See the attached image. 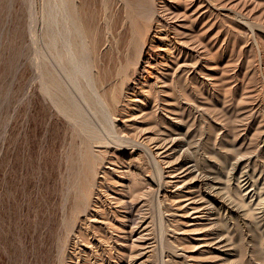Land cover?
I'll use <instances>...</instances> for the list:
<instances>
[{
	"label": "rangeland",
	"instance_id": "obj_1",
	"mask_svg": "<svg viewBox=\"0 0 264 264\" xmlns=\"http://www.w3.org/2000/svg\"><path fill=\"white\" fill-rule=\"evenodd\" d=\"M50 1L0 0V264H75L61 258L62 251L72 249L61 250L68 235L76 249L89 248L72 216L79 204L69 181L78 165L77 138L44 99L34 74L33 33ZM155 3L164 11L163 35L178 43L169 47L166 64L155 61L168 41H154L141 56L135 77L146 79L139 87L129 82L137 90L127 91L132 101L120 94L123 112L114 119L119 135L93 144L102 161L98 177L106 194L103 189L100 194L110 200L92 223L94 237L104 240L103 247L106 240H118L112 255L100 249L96 254L110 258V264H264V231L256 225L264 213V147L258 143L264 137V0ZM124 27L121 22L114 38L103 40L111 59L107 69L127 52L125 47L117 52L114 43L119 38L127 43L130 33ZM129 61L116 68L126 64L131 70L135 57ZM115 69L107 84L120 89L123 78ZM168 131L188 143L185 168L177 169L178 148L168 154L159 145ZM237 160L251 174L252 185L221 178ZM192 164L216 170L214 188H204V198L198 195L200 181L189 174ZM160 183L164 189H158ZM218 191V201L225 196L238 208L227 220L206 201L215 200ZM127 202L136 217L132 225L124 218ZM106 206L115 210L114 218H107ZM81 253L79 264H92L83 260L87 251Z\"/></svg>",
	"mask_w": 264,
	"mask_h": 264
},
{
	"label": "bare ground",
	"instance_id": "obj_2",
	"mask_svg": "<svg viewBox=\"0 0 264 264\" xmlns=\"http://www.w3.org/2000/svg\"><path fill=\"white\" fill-rule=\"evenodd\" d=\"M156 1L51 0L45 7L47 13H45V8L41 12L40 25L33 33L35 43L34 74L39 80L40 90L47 103L68 120L70 128L77 138L75 142L77 143L78 165L69 181L73 189V195H75L74 200L79 199V204L73 206L72 216L75 222L82 227L84 241L86 240V245L89 248L88 250L76 249V241H74L72 235H68L65 242L61 243V250H63L64 245H72L69 252L68 250L62 251L63 256L61 255V258L64 257L75 264H79L82 259L81 251L83 254L87 251V254L94 259L92 261L86 259L88 256L86 254L83 260H88V263L96 264L97 261H100L101 264H110V258L108 259L96 253L100 249V252L106 251L112 255L116 249L115 245L118 241L116 238L113 244L110 243V240H106V246L103 247L101 242L104 240H96L94 237L96 226L92 223L100 220L99 209L104 208L103 203L105 204L108 200V195L100 194V189H103L104 184V180L98 177L102 161L97 158V154L93 150V144L105 143V138L119 135L114 119L123 112V109L120 108L122 104L120 94H123V98L132 101L131 97L127 95V91L131 90L132 94L137 93V90H135L136 85L142 84L146 79L143 76H139L140 78L135 77L138 76V63L141 56L148 54L154 41H168L169 45H162L166 47L165 52L159 58L160 60L155 61V64H166L170 57L168 56L169 47L178 43L175 38H168V35H163L161 14L164 11H160L156 7ZM118 9L122 11L123 16L118 14ZM121 22L127 27H124V32L128 30L130 37L127 38L126 44L120 38L116 41L113 40L117 52L121 51L122 54L121 49L123 47L127 51L125 55L118 59V65L123 59H126L127 64H129L132 56L135 57V61L131 70L128 69L129 66H126V64L125 66L120 65L118 68H116L118 65L113 67L116 68L115 75L117 74L121 79L123 78V82L121 81L122 86L118 89L116 86L110 87L107 84L113 68H105V65L111 62V59L106 56L107 51L102 48L105 45L104 42L109 43L111 36L114 38V31ZM146 64L151 65L148 60H146ZM143 71H147L146 68L143 67ZM131 81H136V85L131 86L129 84ZM188 115L191 118V115ZM175 118L186 123L180 116ZM195 118L196 114L193 115L192 119ZM176 130L178 129L172 131L175 132ZM172 131H168L164 136H161L159 145H162L164 149L166 148L168 154L174 151V154H177L176 150L178 148L179 153L176 156V164L177 169H182L185 168L187 163L184 155L187 148L183 149V147L188 143H183V140L179 141L180 137ZM179 132L177 131L176 134H179ZM258 143L263 144L264 147L263 136ZM140 144L150 149L146 142H140ZM157 162L159 160L156 159ZM157 169L159 168L157 167ZM187 169L189 167H186ZM208 170L209 172L204 171L202 167L195 164H192L189 169V174H192L191 179L196 178L200 181L197 185L201 187L198 190L200 198H204L202 192L204 188L212 192L214 185L211 181L217 178L212 175L216 170L210 166ZM237 174L239 175L237 176ZM221 178H224V180L236 179L238 184L241 185L248 184L250 186L253 184L251 174H248L240 160L226 166L223 173H221ZM256 182L257 180H255ZM241 185H238V188ZM164 187L163 183H160L158 189H164ZM102 191L106 194L104 189ZM214 193L216 194L215 200L207 199L206 201L211 206L210 209H213L216 214L227 220L232 211L238 212V208H233L231 201L230 203L226 202L225 196H220V201L217 200V196L220 194L219 191ZM163 195L164 197L168 196L166 191ZM94 196L97 197L94 198ZM107 202L110 204V200ZM98 203L101 205L94 208ZM123 208L127 211H125L124 216L126 221L131 225L136 223V217L132 212L133 205L127 202L123 205ZM107 209V218L109 214L114 218L116 216L115 210L110 207H107ZM224 222L225 225L232 226L227 221ZM256 225L264 231V213ZM114 227L118 228L119 226L113 224L112 228ZM70 237L72 238L70 239ZM111 238L113 237L109 235L108 239Z\"/></svg>",
	"mask_w": 264,
	"mask_h": 264
}]
</instances>
